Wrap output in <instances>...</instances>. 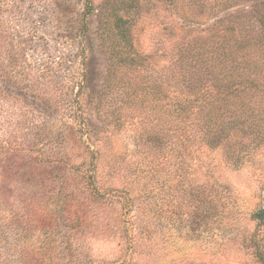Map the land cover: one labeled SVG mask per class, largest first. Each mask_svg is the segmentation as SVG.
Listing matches in <instances>:
<instances>
[{"label":"rangeland","instance_id":"rangeland-1","mask_svg":"<svg viewBox=\"0 0 264 264\" xmlns=\"http://www.w3.org/2000/svg\"><path fill=\"white\" fill-rule=\"evenodd\" d=\"M121 1L0 0V145L57 163L87 140L104 187L158 193L161 235L149 263L262 264L264 216L252 215L264 211V144L239 163L216 150L183 165L164 159L160 149L153 155L143 142L161 133V103L150 86L181 26L194 24L181 17L177 1L138 0L132 35L147 60L130 67L107 51L119 41L111 13ZM253 4L229 0L217 15L245 13ZM103 17L110 28L104 40ZM201 22L195 28L207 27ZM83 83L89 135L73 118L72 98ZM92 248L100 263L129 259L114 242Z\"/></svg>","mask_w":264,"mask_h":264},{"label":"trees","instance_id":"trees-1","mask_svg":"<svg viewBox=\"0 0 264 264\" xmlns=\"http://www.w3.org/2000/svg\"><path fill=\"white\" fill-rule=\"evenodd\" d=\"M169 1H177L181 17L194 26H181V37L172 41L168 61L150 86L161 103V133H150V143L143 144L179 165L214 150L239 163L264 144V0L225 16L217 13L229 0ZM138 12V0H122L111 13L119 41L107 51L130 67L147 60L132 35ZM203 19L207 27L195 28ZM100 30L108 38L106 18ZM86 94L83 83L71 98L78 131L89 135ZM78 148L53 163L0 145V264H105L92 248L100 241L128 250L129 259L114 264L156 259L158 193L141 197L104 187L87 140L80 139ZM252 216L263 218L264 211Z\"/></svg>","mask_w":264,"mask_h":264}]
</instances>
